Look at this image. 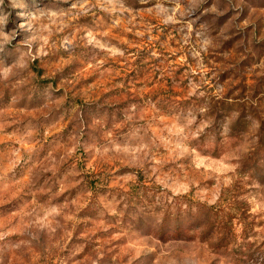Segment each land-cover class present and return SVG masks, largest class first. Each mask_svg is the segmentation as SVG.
Segmentation results:
<instances>
[{
  "label": "rangeland",
  "instance_id": "obj_1",
  "mask_svg": "<svg viewBox=\"0 0 264 264\" xmlns=\"http://www.w3.org/2000/svg\"><path fill=\"white\" fill-rule=\"evenodd\" d=\"M0 264H264V0H0Z\"/></svg>",
  "mask_w": 264,
  "mask_h": 264
},
{
  "label": "trees",
  "instance_id": "obj_2",
  "mask_svg": "<svg viewBox=\"0 0 264 264\" xmlns=\"http://www.w3.org/2000/svg\"><path fill=\"white\" fill-rule=\"evenodd\" d=\"M174 236H175L176 239H184L183 232L180 229L175 231Z\"/></svg>",
  "mask_w": 264,
  "mask_h": 264
}]
</instances>
